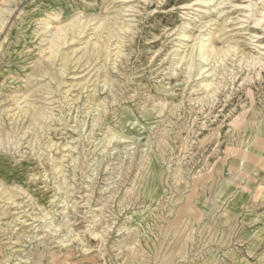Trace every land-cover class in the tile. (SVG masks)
<instances>
[{
    "label": "rangeland",
    "instance_id": "obj_1",
    "mask_svg": "<svg viewBox=\"0 0 264 264\" xmlns=\"http://www.w3.org/2000/svg\"><path fill=\"white\" fill-rule=\"evenodd\" d=\"M0 264H264V0H0Z\"/></svg>",
    "mask_w": 264,
    "mask_h": 264
},
{
    "label": "bare ground",
    "instance_id": "obj_2",
    "mask_svg": "<svg viewBox=\"0 0 264 264\" xmlns=\"http://www.w3.org/2000/svg\"><path fill=\"white\" fill-rule=\"evenodd\" d=\"M223 4V3H222ZM220 6V5H219ZM81 12V11H80ZM73 21V20H72ZM94 24V23H93ZM124 27V26H123ZM121 28V27H120ZM63 31H65V29L64 28H62V29H58V30H56L54 33H53V36H56V38H58L59 39V35L63 32ZM122 31V30H121ZM124 31V30H123ZM77 33V32H76ZM114 33V32H113ZM211 33V32H210ZM58 35V36H57ZM51 36V35H50ZM68 37V36H67ZM95 37V36H94ZM213 37V36H212ZM61 38V37H60ZM64 39V38H63ZM95 39V38H94ZM75 40V39H74ZM57 41V40H56ZM64 41V40H63ZM57 42H60V41H57ZM208 42V41H207ZM54 43V42H53ZM52 43V44H53ZM61 43V42H60ZM109 44V43H108ZM83 45V44H82ZM102 45V44H101ZM63 46V45H62ZM204 46V45H203ZM60 47V46H59ZM90 47V46H89ZM112 47V46H111ZM206 47V46H205ZM97 49V48H96ZM79 50H81V48H79ZM86 50V49H85ZM105 50V49H104ZM210 50V49H209ZM78 51V50H77ZM206 51V50H205ZM202 55V54H201ZM76 56L78 57V59H80V54H79V56L77 55V52H76ZM83 57V56H82ZM204 57V56H203ZM202 58V57H201ZM83 59V58H82ZM73 61V60H72ZM86 61V60H85ZM204 61V60H203ZM194 62V61H193ZM195 63V62H194ZM199 64H200V62H198ZM69 64V63H68ZM66 65V64H65ZM201 65V64H200ZM81 66V65H80ZM203 70H204V68H202ZM87 70V69H86ZM209 70V69H208ZM207 70V71H208ZM206 72V71H205ZM80 73V72H79ZM204 82V81H203ZM207 86V85H206ZM248 152H247V150L246 149H244V150H242L241 151V154H242V161L244 162V161H247L248 160V154H247ZM238 159V158H237ZM241 162V161H240ZM239 168H241V167H239ZM154 182V181H153ZM250 194V193H249ZM252 194V193H251ZM8 196V195H7ZM252 197V196H251ZM16 202V201H15Z\"/></svg>",
    "mask_w": 264,
    "mask_h": 264
}]
</instances>
